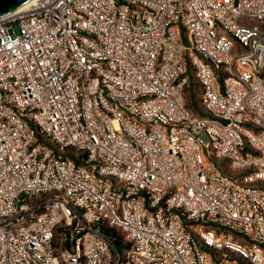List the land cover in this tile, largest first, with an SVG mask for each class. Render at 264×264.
<instances>
[{"label": "built area", "instance_id": "obj_1", "mask_svg": "<svg viewBox=\"0 0 264 264\" xmlns=\"http://www.w3.org/2000/svg\"><path fill=\"white\" fill-rule=\"evenodd\" d=\"M242 262L264 264V0L0 17V264Z\"/></svg>", "mask_w": 264, "mask_h": 264}, {"label": "trees", "instance_id": "obj_2", "mask_svg": "<svg viewBox=\"0 0 264 264\" xmlns=\"http://www.w3.org/2000/svg\"><path fill=\"white\" fill-rule=\"evenodd\" d=\"M187 93H188V99L187 100L189 102L186 101V105L194 112V110H195V106L193 105V103H194L193 102L194 101V88L192 87L191 90L188 91ZM185 100H186V96H185ZM192 107L194 109H192ZM204 112L200 110L201 115H204L205 114ZM104 235L110 237L109 239L115 247H127L129 245L128 243L122 242L121 236L119 235L118 232H115L114 230H104ZM241 264H245V263L242 262Z\"/></svg>", "mask_w": 264, "mask_h": 264}, {"label": "water", "instance_id": "obj_3", "mask_svg": "<svg viewBox=\"0 0 264 264\" xmlns=\"http://www.w3.org/2000/svg\"><path fill=\"white\" fill-rule=\"evenodd\" d=\"M27 1L28 0H0V17L14 12Z\"/></svg>", "mask_w": 264, "mask_h": 264}, {"label": "rangeland", "instance_id": "obj_4", "mask_svg": "<svg viewBox=\"0 0 264 264\" xmlns=\"http://www.w3.org/2000/svg\"><path fill=\"white\" fill-rule=\"evenodd\" d=\"M194 84H195L194 85V101H193L194 102L193 105L195 106L194 112L200 115V110L204 112L203 108L200 106V87L197 84V82H194ZM187 99H188V93L186 94V101L189 102ZM192 109L194 108L192 107ZM216 162L222 164L224 163V160L219 159V160H216Z\"/></svg>", "mask_w": 264, "mask_h": 264}, {"label": "bare ground", "instance_id": "obj_5", "mask_svg": "<svg viewBox=\"0 0 264 264\" xmlns=\"http://www.w3.org/2000/svg\"><path fill=\"white\" fill-rule=\"evenodd\" d=\"M32 0H28L26 3H24L22 6H20L17 10H23L27 8V6L31 3Z\"/></svg>", "mask_w": 264, "mask_h": 264}]
</instances>
